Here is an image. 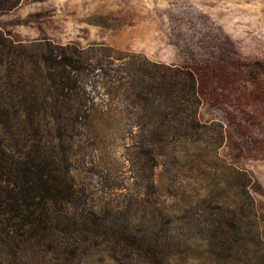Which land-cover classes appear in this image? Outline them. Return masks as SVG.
Returning <instances> with one entry per match:
<instances>
[{
	"label": "rangeland",
	"instance_id": "374dc122",
	"mask_svg": "<svg viewBox=\"0 0 264 264\" xmlns=\"http://www.w3.org/2000/svg\"><path fill=\"white\" fill-rule=\"evenodd\" d=\"M0 145L76 202L0 264H264V0H0Z\"/></svg>",
	"mask_w": 264,
	"mask_h": 264
},
{
	"label": "trees",
	"instance_id": "16d2710c",
	"mask_svg": "<svg viewBox=\"0 0 264 264\" xmlns=\"http://www.w3.org/2000/svg\"><path fill=\"white\" fill-rule=\"evenodd\" d=\"M67 58L65 56L49 69L52 78L62 79V88L63 84L68 85L67 79L72 72L71 61ZM185 71V86L196 99L198 73L189 66H185ZM34 104L31 101L22 108L30 119L35 118L31 108ZM10 146L0 145V237L7 244L16 242L19 246L32 240L53 244L56 217L70 220L69 215L76 208L68 158L45 146H35L31 150ZM36 207L40 212L34 211Z\"/></svg>",
	"mask_w": 264,
	"mask_h": 264
}]
</instances>
